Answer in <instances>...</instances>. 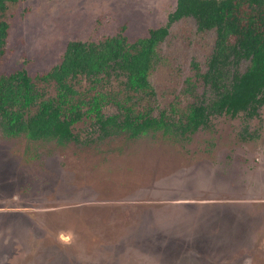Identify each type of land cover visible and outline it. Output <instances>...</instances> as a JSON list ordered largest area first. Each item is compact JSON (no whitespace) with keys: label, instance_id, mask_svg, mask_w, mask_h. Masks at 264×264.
Listing matches in <instances>:
<instances>
[{"label":"rangeland","instance_id":"rangeland-1","mask_svg":"<svg viewBox=\"0 0 264 264\" xmlns=\"http://www.w3.org/2000/svg\"><path fill=\"white\" fill-rule=\"evenodd\" d=\"M176 3H11L0 73H43L69 41L123 26L131 40L145 36ZM215 39L193 17L171 24L151 75L160 107L186 102L192 61L205 69ZM90 121L76 123L79 139L66 144L0 131V264H264V106L251 118L213 116L180 139L100 137Z\"/></svg>","mask_w":264,"mask_h":264},{"label":"trees","instance_id":"trees-1","mask_svg":"<svg viewBox=\"0 0 264 264\" xmlns=\"http://www.w3.org/2000/svg\"><path fill=\"white\" fill-rule=\"evenodd\" d=\"M17 1L0 0V58L10 31L5 12ZM184 17H193L200 31L214 29L215 45L205 69L192 61L194 75L181 93L186 102L178 96L168 109L157 104L151 75L171 24ZM243 61L248 65L241 70ZM263 106L264 0H177L166 24L145 36L131 40L123 26L100 40L69 41L43 73H0L1 133L35 141H78L74 126L85 119L100 137L161 131L180 139L208 126L213 116L243 112L251 118Z\"/></svg>","mask_w":264,"mask_h":264}]
</instances>
